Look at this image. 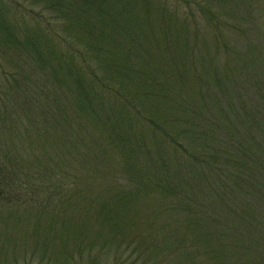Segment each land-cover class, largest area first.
I'll return each instance as SVG.
<instances>
[{
  "label": "trees",
  "instance_id": "obj_1",
  "mask_svg": "<svg viewBox=\"0 0 264 264\" xmlns=\"http://www.w3.org/2000/svg\"><path fill=\"white\" fill-rule=\"evenodd\" d=\"M213 1L0 0L1 229L55 264H100L91 237L122 235L158 197L161 220L115 240L114 264L264 263V111L228 67L232 26Z\"/></svg>",
  "mask_w": 264,
  "mask_h": 264
},
{
  "label": "rangeland",
  "instance_id": "obj_2",
  "mask_svg": "<svg viewBox=\"0 0 264 264\" xmlns=\"http://www.w3.org/2000/svg\"><path fill=\"white\" fill-rule=\"evenodd\" d=\"M217 4L221 5V12H225V15L228 17L227 20L222 16V20L227 23H223L220 26L221 30H228L230 24L232 26V28L230 27V32H228L230 35L227 39L228 43L226 44L230 46L231 51L237 53L236 59L230 58L231 55H234L230 51L228 67L229 69L231 68V70L233 69L234 73H240V81L243 85L242 92L253 105H256L260 110L264 111V0H214L212 2L213 7L216 5V8H218L219 6ZM220 8L211 11L212 9L209 10V8L206 7L205 11H208V15L212 17L216 14H220V12L217 11L220 10ZM230 18L232 20L231 23ZM206 21L207 20L202 21L201 19H196L195 30H198V33L200 34L199 39H201L202 41L204 40V38H207V34L205 31L208 30L207 25L205 24ZM234 25L235 31L232 30ZM188 29L189 32H193V29H191L190 27ZM157 32L158 30H154L155 34ZM207 43L208 45L205 44L204 41H200L201 50L203 54L212 57V66L216 68L217 65L220 66L221 64H223L225 62V59L221 55L213 57V51L215 50L214 45L209 42ZM153 47L154 45L152 46L151 44V48L148 50V53L153 52V56L154 58H156L159 55L158 52H161V47H159L158 50L155 49L157 46L155 48ZM207 51H209V53ZM198 71L200 72V68ZM191 85L195 88H198L200 86L199 83L193 79L191 80ZM192 86L188 85V83L184 86V93L187 96L192 95ZM227 86L228 89L225 97L230 106V85ZM257 93L259 96L257 95ZM197 107L201 108L202 106L198 105ZM165 114L169 116L170 112L169 115L167 114V111L165 112ZM177 116L178 115L174 113V127H176L178 123ZM104 170H106V174L113 172L108 168H96V171H99L101 173H103ZM96 175L101 177L100 173H94V176ZM86 181L87 180H85L84 183ZM143 199L142 202L135 205L138 206L137 208H139V210H136L138 215L137 213L128 214L131 223L126 226L125 230H123L122 235H115L112 233L113 230H111L108 226H104L100 230L104 232V235H100L99 239L96 236L91 237V239H94L97 244H100V246H102L103 244V253L105 254V256H107V258L104 259L106 264H114L116 261H119L115 255V253H117L116 245H113L115 240L118 243H122L123 245L131 243L133 237L134 239H136L135 236L143 234L144 229L148 231L149 227H156V224L154 222H159L161 220V218L158 219L157 215H155V211H157L159 207L154 208V206L161 203V200L158 197H154L152 201H149V199L143 201ZM225 213V211L220 212V217L222 218ZM223 218L225 220L228 219L229 221V216H224ZM23 225L24 223H22L20 227H22ZM1 226L2 229L0 228V250L10 256L11 264H55L52 258L45 257L41 259L40 254L33 250L34 246H31V242L25 239L27 233H25L24 229L13 227V225L10 223L6 225L2 224ZM109 236L114 237V239L109 238ZM137 242L138 240H135L133 242L134 246H136ZM100 250L101 249L95 251L98 254ZM255 257L256 254L254 252H251L249 254L250 259H254ZM259 257L255 258L254 260L258 259ZM261 258H264V256ZM104 261H101L100 264H104ZM139 261L140 262H138V264H151V262H157L155 259L152 260V257L148 256L139 259ZM160 264L162 263L160 262ZM168 264L174 263L171 262Z\"/></svg>",
  "mask_w": 264,
  "mask_h": 264
}]
</instances>
